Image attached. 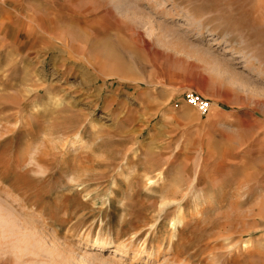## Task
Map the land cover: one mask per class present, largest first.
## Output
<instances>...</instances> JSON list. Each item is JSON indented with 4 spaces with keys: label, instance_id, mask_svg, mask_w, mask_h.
<instances>
[{
    "label": "rangeland",
    "instance_id": "rangeland-1",
    "mask_svg": "<svg viewBox=\"0 0 264 264\" xmlns=\"http://www.w3.org/2000/svg\"><path fill=\"white\" fill-rule=\"evenodd\" d=\"M0 264H264V0H0Z\"/></svg>",
    "mask_w": 264,
    "mask_h": 264
},
{
    "label": "built area",
    "instance_id": "built-area-1",
    "mask_svg": "<svg viewBox=\"0 0 264 264\" xmlns=\"http://www.w3.org/2000/svg\"><path fill=\"white\" fill-rule=\"evenodd\" d=\"M183 99L188 105L193 106L201 116L206 115L210 109V102L196 92H185Z\"/></svg>",
    "mask_w": 264,
    "mask_h": 264
},
{
    "label": "bare ground",
    "instance_id": "bare-ground-1",
    "mask_svg": "<svg viewBox=\"0 0 264 264\" xmlns=\"http://www.w3.org/2000/svg\"><path fill=\"white\" fill-rule=\"evenodd\" d=\"M254 60V59H253ZM252 63H257V60L252 61ZM73 145V144H71ZM25 151V150H24ZM153 181V179H149V183H151ZM2 210V209H1ZM2 212V211H1ZM3 213V212H2ZM6 214V213H4ZM9 231V230H8ZM93 245L97 248V249H105L107 246L103 243H93Z\"/></svg>",
    "mask_w": 264,
    "mask_h": 264
}]
</instances>
